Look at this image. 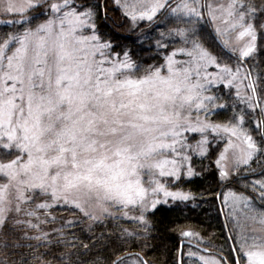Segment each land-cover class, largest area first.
I'll use <instances>...</instances> for the list:
<instances>
[{"label":"snow or ice","instance_id":"1","mask_svg":"<svg viewBox=\"0 0 264 264\" xmlns=\"http://www.w3.org/2000/svg\"><path fill=\"white\" fill-rule=\"evenodd\" d=\"M117 3L134 27L148 22L137 46L155 63L142 64L128 48L115 51L99 34L98 0H0V23L10 28L0 31V264H149L122 249L149 248L146 214L162 202L154 197L162 193L163 203L194 198L170 191L160 178H179L190 159L184 153L203 155L209 133L227 138L216 160L219 181L243 190L223 196L222 211L233 222L228 251L200 249L201 238L187 258L190 264H264V211L257 208L264 205V76L242 67L264 47L258 44L264 0ZM209 21L220 51L207 46ZM225 55L236 59L235 68L221 63ZM210 66L218 71L210 73ZM218 84L236 89L223 122L210 119L229 106L210 94ZM236 101L245 106L239 112ZM246 109L254 129L244 127ZM187 133L200 135L195 146ZM56 207L79 215L50 227ZM179 256L183 264L185 253Z\"/></svg>","mask_w":264,"mask_h":264},{"label":"trees","instance_id":"2","mask_svg":"<svg viewBox=\"0 0 264 264\" xmlns=\"http://www.w3.org/2000/svg\"><path fill=\"white\" fill-rule=\"evenodd\" d=\"M91 3L95 4L97 3V0H91ZM120 17L121 14L118 8L109 7L108 11L105 12L101 7L99 16L96 20L99 34L114 46L115 51H120L122 48L127 47L132 50L133 59H136L137 55H139L142 57V64L147 65L155 63L156 61L149 59L148 54L143 53L141 49L137 51L134 50L137 45L135 39L137 32L123 33L122 31L125 29V25L124 21H122ZM205 34L207 46H209L213 51H220V44H218L215 40V34L209 24L206 25ZM258 44L264 46V42L262 41L258 42ZM161 61L162 60L159 62L161 63ZM225 62L231 67L236 65V59L234 57L232 59H228L227 55H225L221 60V63ZM242 66L244 69L254 68L255 70L253 73L255 75L259 73L261 76H264V47H261L258 50V54L249 58ZM210 94H216L222 97V99L218 100L217 103H224L225 101L228 102L229 106L227 109L219 110L220 114L218 116L210 117L213 122H223L232 114L231 105L233 100H235V94L232 93L230 89L222 86V84L213 85ZM242 107L245 106L241 105L239 101H236V111L239 112ZM245 119L246 122L244 127L254 129L255 122L253 120V114L250 111H247V109ZM252 134L254 136L256 135L255 132ZM218 147V142L214 143L210 139L207 144V150L203 155L196 154L191 155L190 157V166L192 170H194L193 174L180 177L174 183V187L176 189L191 192L194 197L193 199H189L188 201H168L167 203H163L162 201L155 209H150V211L146 214L151 225L150 238L147 241L149 248L142 251V245L133 244L132 247L122 249V252L136 251L140 253L143 259L147 260L149 264H177V253L180 241L182 239H188L198 243L201 238L204 242L199 244L204 247L212 249L216 252L221 248H223L225 253L228 251L229 242L224 232L220 211L223 214L229 235L233 230V222L226 219L227 211H222V196L227 187L228 189L237 191H241L243 189L232 184L226 185L222 188L217 199V193L222 186L219 181V169L216 165V160L219 155ZM253 167H256V165L253 164ZM259 178V176L249 177V179ZM247 194L253 195L250 192ZM257 208L262 211L264 210V205L257 202ZM52 214L58 219L52 223L50 227H58L63 220H66V216H74L73 212L60 207L54 208ZM75 215H78V213H75ZM121 224L129 230H140V226L132 223L131 221H121ZM84 226L85 225H81L80 227ZM111 229L112 224L109 223L106 231ZM102 230L105 229L102 227L95 228L97 233ZM181 230H191L198 233L199 236L182 237L179 234ZM75 234L84 240V242H88V234L86 232L81 233L79 228H77L75 230ZM190 250L196 251L197 249L189 245H183L182 252L185 253L183 264H190L186 255ZM40 251L43 252L44 249L41 248ZM48 258L50 257H45V259Z\"/></svg>","mask_w":264,"mask_h":264},{"label":"rangeland","instance_id":"3","mask_svg":"<svg viewBox=\"0 0 264 264\" xmlns=\"http://www.w3.org/2000/svg\"><path fill=\"white\" fill-rule=\"evenodd\" d=\"M100 1V2H99ZM98 2L100 3V4H102V8H103V11H105V12H107L108 11V9H109V7H116V8H118L119 9V11H120V14H121V19H122V21H124V25H125V29L122 31L123 33H125V32H128V33H130V32H134V31H136L137 32V35L135 36V39H136V43H137V38L139 37V35L141 34V32H148V29H149V24H148V22L147 21H141V22H138V24L134 27L133 26V22H132V20L130 19V17H128V16H126L125 14H124V9L121 7V5L120 4H118L117 3V0H98ZM133 2V0H128V3H132ZM121 3H123V0H121ZM106 5V8L105 7H103V6H105ZM2 19H4L3 17H0V20H2ZM209 26H210V28L212 29V31H213V33L215 34V31H214V26H213V24L211 23V21H209ZM10 30V28H9V26H7V25H5V24H3V23H0V31H9ZM215 36H216V34H215ZM232 39L233 40H235V34H233V36H232ZM260 41H262V42H264V40H260ZM259 41V39H258V42H260ZM147 44H148V42L147 41H145V47H147ZM127 48V47H126ZM141 48L140 47H138L137 45H136V48L134 49L135 51H137V50H140ZM133 50V51H134ZM169 51H171V49L169 50ZM144 53V52H143ZM177 59H181V60H183V59H187V57L186 56H184L183 54H179L178 53V55H177V57H176ZM163 61H161V63H162ZM145 65V64H144ZM235 66L236 65H234L233 66V68H235ZM243 67V66H242ZM243 69H244V67H243ZM208 71L210 72V73H215V72H217L218 70L214 67V66H210L209 67V69H208ZM253 76H255V74L253 73ZM247 83V81H244V84H246ZM222 86H223V84H222ZM229 89V88H228ZM231 91H232V93H234L235 94V91H236V89L233 87V88H231L230 89ZM242 91H247L245 88H243L242 87ZM186 135H188V137H189V143L190 144H192L193 146H195V143H196V141H198V140H200L201 139V137H200V135L199 134H196V133H187ZM208 139L210 140L211 139V141L212 142H214V143H216V142H218V144H219V154H220V152L221 151H223V149H224V147H225V144L227 143V138H225V139H223V140H221V139H219V138H216V137H214L213 136V134L212 133H209V135H208ZM237 143H239V141H236ZM206 149H207V144L204 146ZM206 152V151H205ZM204 152V153H205ZM184 154H186V155H188V156H190L191 157V155H196L197 154V152L196 151H193V150H187ZM199 155V154H198ZM229 156H231V153H229ZM218 158H219V155H218ZM189 167H191L190 166V159L188 160V161H186V162H184L182 165H181V173H180V176H179V178L180 177H183V176H185V175H187V173H188V169H189ZM191 170H192V168H191ZM193 171L194 170H192V173H193ZM161 179V182L162 183H164L165 185H166V187H168V189L170 190V191H177V190H179V189H176L175 187H174V183L177 181V177H166V178H160ZM230 189H228V187L225 189V192H227V191H229ZM224 192V193H225ZM223 196H224V194H223ZM223 196H222V198H223ZM154 198H156V199H159V200H161V201H164V197H163V194L162 193H160L158 196H156V197H154ZM168 201H173L172 199H171V197H169V198H167V202ZM227 211V210H226ZM262 211H264V210H262ZM79 215V214H78ZM78 215H75L74 214V216H78ZM130 215H138V212H136V213H130ZM71 217H69V216H66V220H69V219H72V218H74V216H72V215H70ZM248 227L249 228H257V229H259V227H260V225L259 224H253L252 222H249L248 223ZM203 254V253H202ZM129 264H130V262H129Z\"/></svg>","mask_w":264,"mask_h":264},{"label":"water","instance_id":"4","mask_svg":"<svg viewBox=\"0 0 264 264\" xmlns=\"http://www.w3.org/2000/svg\"><path fill=\"white\" fill-rule=\"evenodd\" d=\"M215 40L217 41V43L218 44H220L219 43V40L217 39V37H215ZM225 185H223L222 184V186L220 187V189H219V191H218V193H217V199H218V197H219V195H220V192H221V190H222V188L224 187ZM220 214H221V218H222V223H223V227H224V232H225V235H226V237H228L229 236V232H228V229H227V226H226V223H225V220H224V217H223V214H222V212L220 211ZM228 240V239H227ZM228 242H229V246L231 245V241H229L228 240ZM183 245H189V246H192V247H194V248H196V245H197V243H195V242H193V241H191V240H188V239H182L181 241H180V243H179V249H178V253H177V264H180V256H179V253L182 251V247H183ZM199 248L200 249H204V248H207V247H204V246H202V245H200L199 244ZM210 252H212V253H216V251H214V250H212V249H209V248H207ZM128 252H131V253H138V252H136V251H134V252H132V251H128Z\"/></svg>","mask_w":264,"mask_h":264}]
</instances>
